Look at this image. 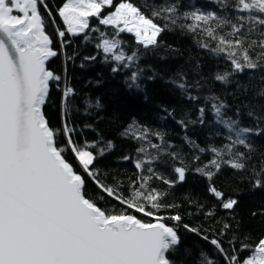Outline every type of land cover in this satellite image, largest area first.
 <instances>
[{"label": "snow or ice", "instance_id": "obj_1", "mask_svg": "<svg viewBox=\"0 0 264 264\" xmlns=\"http://www.w3.org/2000/svg\"><path fill=\"white\" fill-rule=\"evenodd\" d=\"M209 3L215 4L217 10L196 7L184 11L182 0H65L54 14L46 0H0V264H186L193 255L192 248L183 245L179 235L182 216L161 214L178 205L165 202L168 191L152 186L156 179L169 189L175 188L185 181L189 170L174 166L175 180L156 171L155 165L163 155L180 165L186 163L182 154L168 152L172 145L161 132H150L135 120L122 132L123 136L142 142L134 159L136 179L130 181L127 194L121 191L120 181L107 184L103 179L106 173L102 175L94 167L98 159L112 151L113 142L102 137L83 143L75 139L76 128L67 119L75 90L66 81L60 89L62 76L47 66L72 43L66 36L94 42L97 55H86L83 61L95 62L99 56L101 63L112 65L114 76L126 73L125 87L137 92L144 91L145 79L156 78L155 73L146 76L140 62L148 50L159 47L164 31L179 28L203 37L199 46L229 65L230 70L217 72L215 80L224 85L235 83L237 98L246 99L229 115L232 106L219 96L208 94L204 106L197 109L196 119L177 121L185 129L197 123L220 126L212 134L225 141L219 147L209 144L205 148L185 136L193 149L211 154L193 171L209 181L208 193L230 215L239 200L226 197L212 183L224 168L235 173L248 172L244 178L252 189H264V158L259 167L248 163L257 149L255 138L264 134V104L260 103L264 100V0ZM45 15L52 25L57 24V16L62 21L63 28L55 27L60 51L53 48V39L45 30ZM92 18L104 27L93 26ZM122 34L132 35L136 47L129 49ZM67 59L74 60L75 54ZM80 67L86 64L81 63ZM168 83L191 102L201 99L191 91H199V80L189 83L180 74L178 80ZM53 86L61 90L64 119L60 129L50 127L44 112ZM249 92L251 99H247ZM84 105L85 115L103 108L99 98L86 99ZM206 111L211 112L212 121L206 120ZM243 116L252 121L251 125L243 124ZM61 135L63 142L58 139ZM150 136L159 143H153ZM241 147L245 151H240ZM69 152L83 174L67 158ZM200 160V155L193 157L194 163ZM88 181L98 190L96 194L89 191ZM105 196L116 201L120 210L111 204L100 206L99 201ZM197 208L201 210L204 205L197 204ZM204 214L214 217L215 207ZM168 220L175 223L170 225ZM217 223L221 224L218 231L189 224L182 227L213 246L223 264H264V237L247 243L250 235L241 238L234 232L226 248L222 238L232 225L226 220ZM245 252L248 254L241 257ZM195 264L217 261L200 250Z\"/></svg>", "mask_w": 264, "mask_h": 264}, {"label": "trees", "instance_id": "obj_2", "mask_svg": "<svg viewBox=\"0 0 264 264\" xmlns=\"http://www.w3.org/2000/svg\"><path fill=\"white\" fill-rule=\"evenodd\" d=\"M46 2L55 14L56 9L65 0H46ZM115 2H119V0H115ZM133 2L140 3L141 0H133ZM183 4H186L187 7H183ZM196 7H201L202 10H217V6L209 3V0H182V10H194ZM42 14H44L43 9ZM56 21L57 24L52 25L45 15V30L53 39V48L60 51V42L55 35V27L63 28L64 26L58 16ZM156 22L163 23L162 20ZM183 23L188 24L191 21H183ZM91 24L104 27L98 25L95 18L91 19ZM91 35L95 36L96 34ZM122 37L128 42L129 49L136 47L132 35L122 34ZM65 39L71 40L72 43L68 44L61 54L50 62L48 68L62 76L60 89L64 87L66 81L75 90L76 95L70 98L73 104L67 116L71 125L76 128L75 139L79 143H83L84 140L94 142L102 137L104 141L113 142L112 151L98 159L94 165L101 170L102 175L106 173L103 175V179L107 184L114 185L120 181L122 183L121 191L127 194L130 181L136 179L137 170L134 168V159L138 156L136 150L142 142L122 135L124 129L133 120L138 125L146 126L150 132H161L165 141L172 145L168 152L182 154L183 160L186 162L184 165H180L179 161H173L169 155H163L161 162H158L155 168L166 178L175 180L176 174L173 172V167L185 166L189 169L185 181L182 184H177L175 188L169 189L161 181L153 179L152 186L168 191L170 195L165 202L178 205V207L161 214L171 216L178 213L182 216L179 235L183 245L193 250V255L186 264H195L200 250L207 252L211 258L217 261V264H223V260L215 252L213 246L194 233L185 231L182 224L218 231L221 224L217 221L222 223L226 220L232 225V228L222 238L226 248L228 247L227 240L231 239L234 232L238 233L241 238L250 235L251 239L246 241L247 243H253L264 237V189H252L250 181L244 178L249 175L248 172L235 173L234 170L224 168L212 181L226 197H234L239 200L238 205L230 215L220 207L219 201L208 193L209 181L193 171L197 164L207 162L211 154L207 152L201 154L193 149L185 141V136L191 138L201 147L207 148L209 144L219 147L225 141L222 137H217L212 133L216 127L220 126L212 123L201 126L197 123L195 125L189 124L185 129L177 123L180 120L196 119L197 109L199 106H204V97L208 94L219 96L228 105H231L229 115L234 114L235 108L246 99L243 96L237 98L235 83L224 85L215 80L214 77L217 72L223 73L230 70L229 65L224 59L213 56L199 46L198 41L204 39L203 37L179 28L164 31L159 37V47L148 50L140 62L141 66L145 68L146 76L156 74L154 80L145 79L143 81L145 88L141 92L129 91L124 85L126 73L122 72L114 76L110 71L112 65L101 63L99 56L95 62L83 61V57L86 55H97L94 42H85L80 36H66ZM73 54H75V59L68 60L67 57ZM81 63H85L86 67L81 68ZM180 74H183L189 83L200 81L201 88L199 91L191 90L194 95L201 97L200 100L189 101L168 83L172 79L178 80ZM244 79V77H240L241 81ZM96 81H100V83L97 84ZM60 89L55 86L51 88L50 100L44 108L49 125L54 129H60L64 119ZM251 97L252 92H249L247 99H251ZM97 98L100 99L103 108L99 111L90 110L93 114L85 115L84 101L86 99L95 101ZM260 103L264 104V100H261ZM169 112L172 113L171 116L168 115ZM241 119L245 126L252 123L246 116ZM206 120H213L210 111H206ZM86 124L91 125V127L86 128ZM221 130L223 131L222 128ZM58 139L63 142L62 135ZM150 139L153 143H159L155 136H150ZM255 140L257 149L252 153V159L248 163L249 166L255 164L259 167V161L264 158L262 155L264 154V134L256 137ZM150 151L155 153V150L150 149ZM240 151L245 150L241 147ZM195 155H200L201 160L194 163L193 157ZM66 156L77 167V171H81L83 174L71 153H67ZM124 156H130L133 159L124 161L121 159ZM85 179L87 180L86 175ZM88 188L93 194L98 191L91 181H88ZM99 203L102 207L109 204L115 205L117 211L121 208L116 201L106 196ZM197 204L204 205V208L198 210ZM213 207H215V216L207 218L204 214L205 211ZM131 214L137 215L138 218L145 221L150 220L149 217H144L141 214ZM233 215L235 219H232ZM166 223L171 225L175 222L168 220ZM237 223H239V228H237ZM247 254L246 252L242 253L241 257Z\"/></svg>", "mask_w": 264, "mask_h": 264}, {"label": "water", "instance_id": "obj_3", "mask_svg": "<svg viewBox=\"0 0 264 264\" xmlns=\"http://www.w3.org/2000/svg\"><path fill=\"white\" fill-rule=\"evenodd\" d=\"M52 46H53V45H52ZM54 58H55V57H54ZM54 58H52V59L48 62V65H47V66H49L50 62H51ZM44 108H45V106H44Z\"/></svg>", "mask_w": 264, "mask_h": 264}]
</instances>
